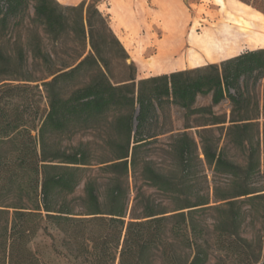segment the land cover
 Segmentation results:
<instances>
[{"label":"trees","instance_id":"trees-1","mask_svg":"<svg viewBox=\"0 0 264 264\" xmlns=\"http://www.w3.org/2000/svg\"><path fill=\"white\" fill-rule=\"evenodd\" d=\"M32 1L33 26L78 50L60 56L36 37L39 76L27 79L12 75L28 65L22 50L15 61L0 51V264H264V49L137 80L99 0ZM22 3L0 0V24ZM199 97L210 104L196 108ZM224 101L228 119L212 111ZM169 105L187 122L209 117L201 127L227 124L240 162L204 129L199 152L186 132L169 135L173 164L157 168L149 147L170 133L157 128ZM87 131L108 142L64 145Z\"/></svg>","mask_w":264,"mask_h":264},{"label":"rangeland","instance_id":"rangeland-1","mask_svg":"<svg viewBox=\"0 0 264 264\" xmlns=\"http://www.w3.org/2000/svg\"><path fill=\"white\" fill-rule=\"evenodd\" d=\"M89 1V0H87ZM175 6L181 8L183 12V17L181 20L177 19L172 24L169 25L170 32L172 35L169 37L168 42H171L176 48V44L180 42L177 32L179 29H184L183 36L188 44H197L201 39L207 37V34L221 21H224L225 15L229 11H235L240 14H245L253 19H256L258 23L262 25L259 31L264 34V0H247L248 2H243L240 0H176ZM98 10L99 2H95ZM33 1L32 0H23L21 7L8 15L5 24H0V51L9 56L12 61L16 60V57L20 50H22L25 59L27 60V66L22 70H19L16 73H12L16 78H34L39 76L37 71L31 68V56L29 52V43L31 40H36V37L40 40L42 47L49 52H57L60 56L62 52L70 50H78L76 46L71 43H62L55 45L47 38L41 27H34L32 24V19L34 17L33 13ZM224 7V8H223ZM223 8V9H222ZM225 9V10H224ZM100 13V12H99ZM103 17L107 18L104 14L100 13ZM262 16V17H261ZM220 17V18H219ZM210 19V20H209ZM221 21H220V20ZM165 22L159 20L157 26V34L153 36L154 45L153 53L151 58L148 61L157 59V41L161 42L165 35ZM179 24L181 25L179 27ZM207 32V33H206ZM188 49V48H187ZM264 49V37H260L257 40L255 46L246 47L234 54H230L227 57H222V55H214L212 59H205L200 63L195 65L190 64L187 61H184L189 67L187 70H192L195 68L205 67L211 64H219L221 59L233 58L246 51H254ZM185 51V50H184ZM183 52L179 56L183 55ZM210 53V51H207ZM159 55H162L161 53ZM177 57V56H176ZM227 60V59H226ZM112 70L115 74H118L120 69L117 67L116 63H113ZM137 68H136V79H137ZM142 69L140 70V72ZM147 73V70H144ZM138 80V79H137ZM210 104V98L199 97L197 99L196 108L204 107ZM214 115L216 116H226L228 119L230 114V105L228 101H224L219 106L215 107L213 110ZM207 116L194 115L190 117L189 121H186L184 117V112L173 105H169L165 113L160 117L157 128L161 132H170L168 135L161 136L158 139L157 143H154L150 146V158L153 160L155 166L159 169L169 170L172 166V159L168 154V136L173 134H180L186 132L190 137H192L198 145V152L200 150L199 140L197 138L198 134H203L202 130L209 129V133L204 134L205 140L207 142H213L217 144L218 149L226 147L227 156L230 160L234 162H240L241 155L240 153L230 147L226 146L225 142V130L221 129L219 126H208L201 127V125L208 120ZM188 125L190 129L185 130V126ZM106 135L103 132H81L75 135L70 141L64 140L65 146H77L79 143L89 142L94 148L99 146H105L108 142ZM98 156V155H96ZM97 158V157H95ZM200 158H202L200 156ZM95 160V159H94ZM199 176H205L207 179V185L209 187L208 192L212 196V180L213 172L212 170L205 166H199L198 170ZM129 186L132 200L134 184L132 177L129 175ZM206 185V184H205ZM204 186V185H203ZM82 191L80 186L77 190L76 195H79ZM248 233L249 230H246ZM250 234V233H249ZM250 236V235H247Z\"/></svg>","mask_w":264,"mask_h":264},{"label":"crops","instance_id":"crops-1","mask_svg":"<svg viewBox=\"0 0 264 264\" xmlns=\"http://www.w3.org/2000/svg\"><path fill=\"white\" fill-rule=\"evenodd\" d=\"M55 1L61 6L76 7L85 0ZM176 2V0H99L98 11L107 17L111 32L126 51L129 61L137 68L138 80L168 75L189 68L183 59L184 29L177 32L180 42L176 44V48L168 42L172 35L169 25L183 17L181 8L175 6ZM159 20L165 22L166 33L161 42L157 41V59L148 61L153 53L152 47L155 43L153 36L157 34ZM181 25L179 24V27ZM183 51V55L179 56ZM160 53L163 58L159 57ZM226 59L228 58L221 59V62ZM170 62H174V65L171 66ZM144 70H147V73Z\"/></svg>","mask_w":264,"mask_h":264},{"label":"bare ground","instance_id":"bare-ground-1","mask_svg":"<svg viewBox=\"0 0 264 264\" xmlns=\"http://www.w3.org/2000/svg\"><path fill=\"white\" fill-rule=\"evenodd\" d=\"M261 27L262 25L256 19L231 10L225 15L224 21L219 22L207 34V37L197 44H188L187 40L182 38L184 39L183 49H185L183 59L195 65L205 59H212L215 54L227 57L230 54L241 52L246 47L255 46L257 40L264 37V34L259 31ZM162 56L159 55L163 58ZM174 62H170V65L173 66Z\"/></svg>","mask_w":264,"mask_h":264}]
</instances>
